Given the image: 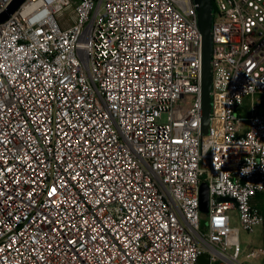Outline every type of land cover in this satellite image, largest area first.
Listing matches in <instances>:
<instances>
[{"label": "built area", "instance_id": "obj_1", "mask_svg": "<svg viewBox=\"0 0 264 264\" xmlns=\"http://www.w3.org/2000/svg\"><path fill=\"white\" fill-rule=\"evenodd\" d=\"M211 2L205 133L193 0H24L0 23V264H261L239 233L264 223V0Z\"/></svg>", "mask_w": 264, "mask_h": 264}, {"label": "water", "instance_id": "obj_2", "mask_svg": "<svg viewBox=\"0 0 264 264\" xmlns=\"http://www.w3.org/2000/svg\"><path fill=\"white\" fill-rule=\"evenodd\" d=\"M24 0H13L7 9L0 14V23L6 21ZM197 11V25L202 39V67H201V131L206 132L212 111V36L213 5L211 0H193ZM199 209L202 214L208 211V189L205 183L199 187ZM198 264H209L208 254H201Z\"/></svg>", "mask_w": 264, "mask_h": 264}, {"label": "rangeland", "instance_id": "obj_3", "mask_svg": "<svg viewBox=\"0 0 264 264\" xmlns=\"http://www.w3.org/2000/svg\"><path fill=\"white\" fill-rule=\"evenodd\" d=\"M232 214L234 215L235 213L233 212ZM233 225H236V221H234ZM239 241L242 248L247 247V242H249L250 249L257 247L264 248V225L256 227L251 234L240 232ZM240 258L243 259L244 257L241 256Z\"/></svg>", "mask_w": 264, "mask_h": 264}, {"label": "crops", "instance_id": "obj_4", "mask_svg": "<svg viewBox=\"0 0 264 264\" xmlns=\"http://www.w3.org/2000/svg\"><path fill=\"white\" fill-rule=\"evenodd\" d=\"M251 204L255 207H257L264 215V192L263 193H259L257 195H255L254 197L251 198ZM264 225V223H263ZM240 235V233H239ZM250 249V245L249 242H247V247L243 248L244 252H243V260L244 261H249V259L246 258V254L248 252V250ZM261 264H264V259L262 260Z\"/></svg>", "mask_w": 264, "mask_h": 264}]
</instances>
